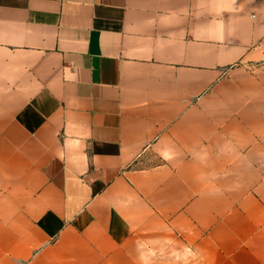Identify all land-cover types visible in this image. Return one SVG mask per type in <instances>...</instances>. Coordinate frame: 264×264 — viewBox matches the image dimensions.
<instances>
[{
  "label": "crops",
  "instance_id": "obj_1",
  "mask_svg": "<svg viewBox=\"0 0 264 264\" xmlns=\"http://www.w3.org/2000/svg\"><path fill=\"white\" fill-rule=\"evenodd\" d=\"M0 264H264V0H0Z\"/></svg>",
  "mask_w": 264,
  "mask_h": 264
}]
</instances>
